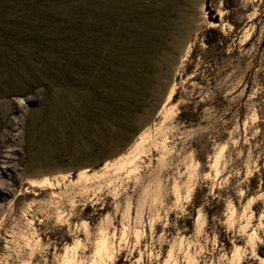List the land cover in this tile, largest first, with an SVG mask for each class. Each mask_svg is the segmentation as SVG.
<instances>
[{
  "label": "rangeland",
  "instance_id": "1",
  "mask_svg": "<svg viewBox=\"0 0 264 264\" xmlns=\"http://www.w3.org/2000/svg\"><path fill=\"white\" fill-rule=\"evenodd\" d=\"M0 264H264V0H0Z\"/></svg>",
  "mask_w": 264,
  "mask_h": 264
},
{
  "label": "bare ground",
  "instance_id": "2",
  "mask_svg": "<svg viewBox=\"0 0 264 264\" xmlns=\"http://www.w3.org/2000/svg\"><path fill=\"white\" fill-rule=\"evenodd\" d=\"M172 93H173V91H171V93H170V95H169V98H171V96H172Z\"/></svg>",
  "mask_w": 264,
  "mask_h": 264
}]
</instances>
